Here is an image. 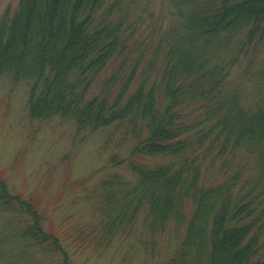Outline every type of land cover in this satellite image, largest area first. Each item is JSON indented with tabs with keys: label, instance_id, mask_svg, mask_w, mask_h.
Here are the masks:
<instances>
[{
	"label": "trees",
	"instance_id": "obj_1",
	"mask_svg": "<svg viewBox=\"0 0 264 264\" xmlns=\"http://www.w3.org/2000/svg\"><path fill=\"white\" fill-rule=\"evenodd\" d=\"M138 2L19 0L0 16V79L27 83L30 119L121 132L128 157L108 164L126 163L132 180L100 185L106 237L142 215L151 236L183 232L163 264H264V71L250 105L228 81L241 47L264 39V0H173L157 42L132 38ZM204 161L219 182L202 179ZM36 204L0 179V212L13 215L4 241L26 261L71 264Z\"/></svg>",
	"mask_w": 264,
	"mask_h": 264
},
{
	"label": "rangeland",
	"instance_id": "obj_2",
	"mask_svg": "<svg viewBox=\"0 0 264 264\" xmlns=\"http://www.w3.org/2000/svg\"><path fill=\"white\" fill-rule=\"evenodd\" d=\"M18 1L0 0V16L6 9L12 12ZM193 1L199 6L202 0ZM172 3L173 0H139L128 19L137 29L132 38L148 41L152 35L157 42L163 29L172 24L171 17L175 18L171 13L177 9ZM240 37L241 34L234 44L243 40ZM256 42L244 44L241 50L237 47L240 52L228 80L234 87L243 86L241 101L248 105L256 99V86L264 71V39L257 45ZM28 93L27 83L0 79V179L10 193L25 200L33 198L45 219L44 229L57 237L71 264L169 261L183 232L170 228L151 236L142 224V215L110 239L105 236L106 229L102 230L97 211L102 181L114 175L132 180L126 163L115 167L108 164L114 154L128 157L129 145L120 146L121 132L111 127L77 132L72 122L58 117L30 119ZM111 133L112 142L105 144ZM216 169L209 170L204 161L202 179L212 184L219 182ZM11 218L13 215L0 212V264H39L20 257L25 248L22 243L4 241L2 235L10 231L4 225ZM35 257L43 264L52 263L47 260H52V255L36 253Z\"/></svg>",
	"mask_w": 264,
	"mask_h": 264
}]
</instances>
